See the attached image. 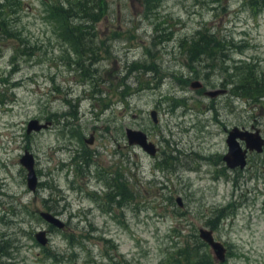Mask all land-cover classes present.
I'll use <instances>...</instances> for the list:
<instances>
[{
    "label": "rangeland",
    "instance_id": "rangeland-1",
    "mask_svg": "<svg viewBox=\"0 0 264 264\" xmlns=\"http://www.w3.org/2000/svg\"><path fill=\"white\" fill-rule=\"evenodd\" d=\"M98 2L87 21L78 6L91 0H0V264H264V147L243 169L223 161L234 126L264 137V109L234 91L246 65L264 74V10L244 0ZM200 29L227 42L217 58L185 50ZM31 119L46 126L27 133ZM126 128L156 154L129 144ZM200 228L223 243L224 261Z\"/></svg>",
    "mask_w": 264,
    "mask_h": 264
},
{
    "label": "water",
    "instance_id": "water-1",
    "mask_svg": "<svg viewBox=\"0 0 264 264\" xmlns=\"http://www.w3.org/2000/svg\"><path fill=\"white\" fill-rule=\"evenodd\" d=\"M0 24V31H1ZM202 83L200 81H194L192 83L193 88H200ZM225 90H211L207 91L206 94L210 97H214L218 94L224 93ZM150 116L154 123L157 122L156 110L150 111ZM46 124L39 123L36 119H31L26 128V132L40 130L45 127ZM128 143L133 145H139L149 155L154 156L157 151L155 144L148 140L147 135L141 130L126 128L125 129ZM89 143L92 142V138L87 140ZM243 143V145H242ZM227 153L223 156V161L229 169L240 168L243 169L247 164V156L249 152L261 153L264 147V137L261 135L259 130H248L244 128H238L234 126L228 132L226 137ZM19 162L27 169L26 181L29 190L34 191L38 184L36 171L34 168V157L27 150L24 151L20 157ZM178 204L181 206L182 202L179 197L176 198ZM40 216L49 224L57 227L64 228L65 223L55 214L50 211H39ZM199 237L205 241L210 247L213 256L216 260L222 262L225 259L226 248L222 242L216 240L211 229L200 228ZM35 239L41 244L45 245L48 242L47 232L45 230H38L35 233Z\"/></svg>",
    "mask_w": 264,
    "mask_h": 264
},
{
    "label": "trees",
    "instance_id": "trees-1",
    "mask_svg": "<svg viewBox=\"0 0 264 264\" xmlns=\"http://www.w3.org/2000/svg\"><path fill=\"white\" fill-rule=\"evenodd\" d=\"M94 3L95 6L93 5L91 7L85 5L78 6V10L85 13L87 21L96 19L98 11L101 9L98 0H91V4ZM244 3L249 4L253 9L264 10V0H244ZM90 9H92V12H89ZM195 33L196 35L190 40H184L182 42L191 58L198 59L201 56H206V58L213 59L218 57V52L227 49V42L215 33H211L208 29H200ZM70 35L78 45L80 52H82L84 48L80 45L81 39L78 34H74L72 30H70ZM244 68L247 69L243 70V80L236 84L234 91L247 102L253 105H259L260 108L264 109V74L256 70H251L247 65ZM189 251V249L185 250V248H181V250L178 251V255L181 258L185 257L187 259ZM196 264H210V262L199 259Z\"/></svg>",
    "mask_w": 264,
    "mask_h": 264
}]
</instances>
